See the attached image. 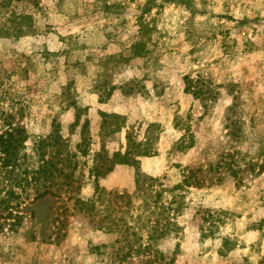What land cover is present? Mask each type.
<instances>
[{
	"label": "rangeland",
	"instance_id": "rangeland-1",
	"mask_svg": "<svg viewBox=\"0 0 264 264\" xmlns=\"http://www.w3.org/2000/svg\"><path fill=\"white\" fill-rule=\"evenodd\" d=\"M15 6L32 20L26 35L0 33V111L28 129L30 147L63 136L62 157L78 154L77 183L36 200L32 191L17 226H9L15 214L3 225L0 203V264H260L264 0ZM187 76L204 89L203 100L186 90ZM129 138L133 154L146 138L157 153L118 175L133 188L91 177L94 154L104 156L96 159L104 171L105 156L125 152ZM150 177L167 190L157 205L177 198L167 214L176 226H165L163 207L143 206L156 196L148 193ZM97 187L113 193L101 201ZM75 197L91 199L95 209L80 210ZM149 231L148 253L120 261L118 254L143 252Z\"/></svg>",
	"mask_w": 264,
	"mask_h": 264
},
{
	"label": "trees",
	"instance_id": "trees-1",
	"mask_svg": "<svg viewBox=\"0 0 264 264\" xmlns=\"http://www.w3.org/2000/svg\"><path fill=\"white\" fill-rule=\"evenodd\" d=\"M26 0H0V16L3 21H0V33L5 31L6 35L11 36H23L26 35L29 31L25 29V24L32 20V16L25 13H17L16 3L23 2ZM137 45H140V42L134 45L133 49L137 48ZM192 80L189 77H186L187 91L193 93L197 98L203 100L206 97L203 88L194 86ZM198 88V89H197ZM3 118V119H1ZM8 119L4 116L3 112L0 111V192L2 196L0 197V203L3 205V211L5 212L3 225L7 220H11L13 215L15 217L12 219L13 222L9 226H17L20 223L22 218V213L19 211L22 208L23 204H26V201L31 198L39 199L48 195L49 193L57 195V191L63 190L65 187L66 192L70 190L71 186L77 183V178L75 177V169L77 167V161H73V158L77 157V153H67L66 157H62V150L65 142H67L63 136L59 134L50 135L45 138L40 137L35 146L30 147L29 141L31 139V134L28 129L23 124H16L12 121H7ZM187 131V130H186ZM82 142L88 143L86 139L83 138ZM131 140L129 138L128 149L125 153L116 152L112 157L108 155L105 156V161L110 163V166L107 167L104 171H101L96 165V159L104 158L100 153L94 154V167L90 171V176H94L96 179L100 176L106 177L110 172H112L116 165H133L139 163L138 157L151 156L155 155L156 151L152 153L149 151V139L146 138L145 143H140L138 146L143 147L139 150V153L133 154L131 151ZM82 145H78L77 148L80 149ZM82 149V148H81ZM80 151V150H79ZM86 149L81 150V152L86 153ZM35 152L38 156V160H35ZM133 155H135L133 157ZM71 169V171H70ZM151 184L148 185V193L156 194L154 197H149L151 201L144 202L143 206L149 209V205L154 204L155 207H163V214L165 217V226L171 228V226H176L177 223L172 222L169 218L168 212L172 210V205L177 202V198L172 196V200L169 205H157L158 197L162 196V192H166V187L164 184L161 185V191L156 189L157 179L150 177ZM186 182V181H185ZM54 187H57L54 191ZM181 185H177L176 189L180 188ZM78 192H81L82 186H77ZM43 189V191H40ZM99 187L96 188V193H98V198L103 201V194L108 196L112 195V190L105 191L104 189L101 192H98ZM145 195V192L142 191ZM103 195V196H102ZM73 196H70L69 199H73ZM155 198V199H154ZM76 205L80 210L87 209L92 211L95 209V202L81 197H75ZM100 201V203H101ZM131 204V203H130ZM153 208V206H150ZM4 214V213H3ZM108 215L107 217H110ZM139 217V215H137ZM174 219V218H173ZM148 224H150L147 221ZM159 223V221H156ZM133 227V225H131ZM162 229L161 236H164L168 229ZM151 230L156 229V225L153 223L150 226ZM101 229V228H99ZM129 228L127 227V230ZM153 232H148V242H143L141 246L142 251H137V253L129 251L124 255H119L120 261H123L127 257H132L133 254L137 255L139 253H148L151 247V241L155 239ZM134 235H136L134 233ZM228 243V241H227ZM264 264V258L260 262Z\"/></svg>",
	"mask_w": 264,
	"mask_h": 264
},
{
	"label": "crops",
	"instance_id": "crops-1",
	"mask_svg": "<svg viewBox=\"0 0 264 264\" xmlns=\"http://www.w3.org/2000/svg\"><path fill=\"white\" fill-rule=\"evenodd\" d=\"M127 149L125 148L126 151H127ZM118 152H121V151H118ZM125 152H122V153H125ZM155 156H157V153L155 154ZM155 156L151 155V156L138 157V160L140 161V164H142V160L144 158H146V159L147 158H153ZM130 167L131 166H129V165H123V164L116 165L115 169L112 172H110L106 177L102 178L100 183L103 182L106 186L112 187V188H114V187H125L127 189H132L133 184L131 182L129 183L128 180L126 181L121 176L120 177L118 176L120 173L130 172V170H131ZM126 169H127V171H126ZM116 176L119 177L118 181H116V178H117Z\"/></svg>",
	"mask_w": 264,
	"mask_h": 264
}]
</instances>
